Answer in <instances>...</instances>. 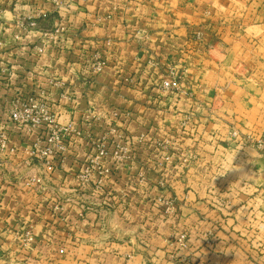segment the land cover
Returning <instances> with one entry per match:
<instances>
[{
	"label": "crops",
	"instance_id": "obj_1",
	"mask_svg": "<svg viewBox=\"0 0 264 264\" xmlns=\"http://www.w3.org/2000/svg\"><path fill=\"white\" fill-rule=\"evenodd\" d=\"M28 95L83 134L50 167L8 119ZM0 127V264H264V0H0ZM98 139L127 156L83 183Z\"/></svg>",
	"mask_w": 264,
	"mask_h": 264
},
{
	"label": "built area",
	"instance_id": "obj_2",
	"mask_svg": "<svg viewBox=\"0 0 264 264\" xmlns=\"http://www.w3.org/2000/svg\"><path fill=\"white\" fill-rule=\"evenodd\" d=\"M56 6L59 5V0H53ZM36 16H28L26 18H20L16 25L26 29L35 25ZM14 39H18L17 33L13 34ZM44 46L36 47L38 53L44 51ZM103 66V61L99 54L93 56V60L90 66V73L97 75ZM167 78L161 82V87L165 91L176 92L179 90V75L172 68H169L166 73ZM8 119L12 124L19 125L26 129V133L29 131L37 132V138L27 142L28 157L33 160H38L46 166L50 167L54 162H60L63 153L68 146L77 138L83 137L81 130H73L70 126H62L56 120L55 114L51 111V108L44 102L37 100L28 95L23 98L17 97L13 100L8 107ZM111 127V125L109 126ZM8 130H0V151L13 152L15 149L13 146H9ZM110 131H113L111 128ZM106 141V140H105ZM244 144H249L264 156V133L255 137H246ZM95 157L87 159L85 161V167L83 173L80 175L83 183L89 178L90 171L95 165L100 163L103 159L110 157L114 164L120 163L127 156V148L125 145H117L110 143L104 144V140H101L100 144L95 145ZM100 160L99 161H97ZM160 206H163L164 214L171 215L175 212L174 203L171 200L157 198ZM26 242L30 243L32 237L26 235ZM184 243V236L179 238V244Z\"/></svg>",
	"mask_w": 264,
	"mask_h": 264
},
{
	"label": "rangeland",
	"instance_id": "obj_3",
	"mask_svg": "<svg viewBox=\"0 0 264 264\" xmlns=\"http://www.w3.org/2000/svg\"><path fill=\"white\" fill-rule=\"evenodd\" d=\"M16 128H18V129H20L21 131H23L24 133H26V129L24 128V127H20L19 125H15V124H13ZM0 130H7L6 128H4V127H0ZM27 134V133H26ZM37 132H35V131H29V133L27 134V139H28V142H30L31 140H34L35 138H37ZM101 140L102 139H98L97 141H95L94 143H93V146L95 147V145L96 144H100L101 143ZM95 153H96V150H95V152L93 153V154H91V155H89V156H87V158L86 159H89V157L91 156V158H94L95 157ZM97 161H99L100 162V160H98L97 159ZM95 166H97V165H95ZM90 175V174H89ZM163 198H161V200H162ZM152 205L154 206V207H156V209H158L161 213H163L164 212V210H163V206L161 207L160 206V204H159V202H158V200L157 199H155V201H153V203H152ZM160 208V209H159Z\"/></svg>",
	"mask_w": 264,
	"mask_h": 264
}]
</instances>
